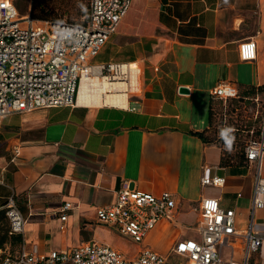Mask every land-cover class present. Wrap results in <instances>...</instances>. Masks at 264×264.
<instances>
[{"label":"crops","instance_id":"crops-1","mask_svg":"<svg viewBox=\"0 0 264 264\" xmlns=\"http://www.w3.org/2000/svg\"><path fill=\"white\" fill-rule=\"evenodd\" d=\"M113 35L114 47L125 51L121 62L142 70L138 99L127 95L125 107L77 104L3 119L0 255L22 247L21 237L8 233L4 206L10 196L25 218L27 249L48 254L96 242L124 253L116 232L95 217L124 180L142 192H168L177 203L174 222L159 221L144 241L161 255L197 236L204 198L233 209L237 229L249 227L257 164L223 166L221 148L195 134L209 127V91L219 82L233 83L242 98L263 93L264 0H132ZM249 39L256 43V58L242 61L238 46ZM110 50L103 59L100 51L92 63L111 62L116 53ZM260 166L264 178V155ZM213 176L225 178L222 187L201 184ZM65 203L71 207L64 212ZM252 230L264 237L260 211ZM250 262L264 264V250Z\"/></svg>","mask_w":264,"mask_h":264},{"label":"built area","instance_id":"built-area-1","mask_svg":"<svg viewBox=\"0 0 264 264\" xmlns=\"http://www.w3.org/2000/svg\"><path fill=\"white\" fill-rule=\"evenodd\" d=\"M132 0H88L87 13L79 24L38 20L29 13L21 15L16 0H0V126L5 117L37 109L75 107L83 79L105 78L128 82L122 67L132 63H92L105 43L116 32ZM242 61L256 58V43L246 40L238 46ZM140 69V68H139ZM141 71V69H140ZM141 75V72H140ZM140 87L139 93H141ZM212 98L225 102L239 96L230 82H219L210 89ZM131 96L138 99L137 94ZM259 96L253 98L258 102ZM234 130L227 129V132ZM245 142L248 163H256L252 186L249 227L239 230L235 211L223 209L219 199L204 198L198 206L197 236L176 242L167 255H161L144 244L145 238L161 220L174 222L178 206L168 192L154 195L130 187L124 180L112 203L96 209V220L112 228L121 237L138 245L139 250L127 256L120 250L96 242L41 254L26 248L25 218L10 196L4 206L9 235L21 237V249L0 255V264H251L252 254L264 250V237L252 230L255 212L264 215V178L260 176L264 155L263 124ZM224 177H203V186L222 187ZM241 197V193H237ZM65 203L62 211H67ZM66 216L61 217L65 221Z\"/></svg>","mask_w":264,"mask_h":264},{"label":"rangeland","instance_id":"rangeland-1","mask_svg":"<svg viewBox=\"0 0 264 264\" xmlns=\"http://www.w3.org/2000/svg\"><path fill=\"white\" fill-rule=\"evenodd\" d=\"M43 1L47 5V11H49L48 12L49 18H53L51 12L54 11V13L61 14L63 20L81 21L82 18L87 13L88 0H82V2L78 4L80 6L79 11L77 10V3L79 2L78 0H43ZM31 3L32 0H16V6L18 12L21 15H25L29 13ZM117 31L118 28L116 32ZM116 32L114 35H116ZM111 40L112 37L109 40L108 48L103 49L98 57L103 59V57L108 56L111 51L110 48H112V50L114 51L113 53L114 54L116 53V55L115 57L113 55V59L111 62L123 64L121 60H122V56L125 54V51L121 52L118 48H115L114 47L115 45L112 44ZM116 81H123V80H116ZM140 82L142 87V70L140 75ZM131 92L132 91L130 90L129 97L131 96ZM137 95L139 96L140 93L138 92ZM263 107H264V92L261 94L258 102L256 103L253 101L245 103L239 99H234L233 101H228L226 103H223L222 101L219 100L215 101V106H214L215 111L213 112L214 113L213 126L215 131H220L222 127V124H220L221 120H224V125L227 126L231 125L230 126L232 127L231 129H234L233 131L230 130L229 132L227 131L225 132L227 133L228 138L230 140L229 146L231 145V148H229L228 146L229 153L234 154L239 152L240 144H243L250 136V133L248 132L250 129H254L255 131H257V133L260 131L261 126L263 124ZM190 233L193 234V232ZM112 235L114 236L116 243L121 247V249L124 251V253L127 256H131L132 254H134V251L136 250L138 245L133 244L130 240L126 238H122L121 236H118L117 233L115 234L113 232ZM177 260L178 259L176 258H172L169 260L168 264H176Z\"/></svg>","mask_w":264,"mask_h":264},{"label":"trees","instance_id":"trees-1","mask_svg":"<svg viewBox=\"0 0 264 264\" xmlns=\"http://www.w3.org/2000/svg\"><path fill=\"white\" fill-rule=\"evenodd\" d=\"M79 2L77 3V10L79 11L80 6L78 5L79 3L82 2V0H78ZM47 11V5L45 4V2L43 0H32L31 3V7H30V11L29 14L32 18L34 19H38V20H49L51 22H65L67 24H79L80 21H71V20H63L61 14L58 13H54V11L51 12L53 18H49ZM260 91L264 92V90L259 89ZM239 99L243 102H250L253 101V98L248 99V98H242L239 97L236 98ZM222 101L220 99H215L212 98V100L209 103V107H208V123H209V127L208 129L202 131V132H198L195 135L197 137H199L204 143H214L217 144L220 148H221V153H222V160H221V164L223 166H229V165H233V164H245L247 163L246 161V157H245V152H244V148H245V142L248 140H246L243 144H240V149L239 152L237 153H229V149L228 146L230 144V140L228 138L227 133H225L227 131L228 128H232L230 127L231 125L227 126L224 125V120L220 121V124H222V127L220 129V131H215L214 126H213V112L215 111L214 106H215V101ZM234 99H228L223 103H226L228 101H233ZM223 128V129H222ZM250 129V128H249ZM248 129V130H249ZM257 131H255V135ZM229 148H231V145L229 146Z\"/></svg>","mask_w":264,"mask_h":264},{"label":"bare ground","instance_id":"bare-ground-1","mask_svg":"<svg viewBox=\"0 0 264 264\" xmlns=\"http://www.w3.org/2000/svg\"><path fill=\"white\" fill-rule=\"evenodd\" d=\"M122 71L127 73L128 82L109 81L105 78L83 79L78 91L77 103L86 106L125 107L129 91L131 90L133 94L139 92L137 78L140 69L131 64L124 65Z\"/></svg>","mask_w":264,"mask_h":264},{"label":"water","instance_id":"water-1","mask_svg":"<svg viewBox=\"0 0 264 264\" xmlns=\"http://www.w3.org/2000/svg\"><path fill=\"white\" fill-rule=\"evenodd\" d=\"M180 92H186V89H180Z\"/></svg>","mask_w":264,"mask_h":264}]
</instances>
